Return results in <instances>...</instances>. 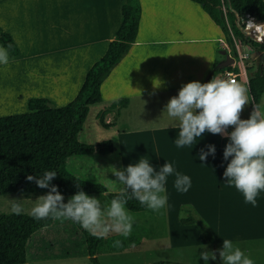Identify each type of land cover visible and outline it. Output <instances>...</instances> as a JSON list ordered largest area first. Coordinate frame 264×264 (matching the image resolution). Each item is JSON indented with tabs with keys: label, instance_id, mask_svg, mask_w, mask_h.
Returning <instances> with one entry per match:
<instances>
[{
	"label": "crops",
	"instance_id": "1",
	"mask_svg": "<svg viewBox=\"0 0 264 264\" xmlns=\"http://www.w3.org/2000/svg\"><path fill=\"white\" fill-rule=\"evenodd\" d=\"M139 2L141 17L136 42L102 82V102L96 104L99 106L97 119L112 103L126 102L104 117L107 127L102 128L111 131L110 141L114 147V152L107 154L112 159L110 165L121 170L145 158L159 171L164 164L171 163L174 173L167 178L166 192L162 193L167 196V204L156 213L175 218V233L179 236H170L172 246L192 245L193 240L194 246L207 244L196 226L177 222L180 207L184 205L192 207L206 221L215 239L213 246H217L229 239L226 233L230 228L225 219L231 215L251 213L262 224L264 191L257 197V206L245 203L240 212L238 196L244 200L243 194L227 185L223 175L231 160H224L223 155L228 138L205 132L193 144L178 148L175 144L178 122L164 111L169 100L178 96L182 85L193 81L204 83L214 62L220 64L225 60L222 51H227L233 59L235 56L228 51L218 26L192 1ZM121 9L122 0H0V27L18 48L17 56H8V63L0 64V73L18 80L20 91L13 100L20 114L28 112L29 99L44 98L56 107H63L75 98L87 71L104 55L119 29ZM224 73L218 77L227 79ZM245 77L246 81L238 77L236 82L250 94L248 79L251 76L245 74ZM10 114H2L0 118ZM233 130L234 127H229L227 131ZM209 145L215 146V156L209 154L201 161V150L207 152ZM177 172L190 177L191 187L186 193L174 187ZM71 197H66V201ZM232 206L238 207L235 212L230 210ZM147 211L150 209L142 212ZM69 221L73 222L53 220L50 226L30 237L26 248L27 252L30 247L34 248L31 254L34 262L39 256L42 258L48 246L52 249V238L62 245V254L66 257L80 245L78 240L64 239V232L56 233L58 228H70ZM235 229L245 228L237 226ZM250 230L254 231L252 227ZM97 235L107 238V235ZM136 246L138 242L130 247ZM107 250L110 254L114 249ZM84 251L87 254L86 243ZM179 262L188 264L184 259Z\"/></svg>",
	"mask_w": 264,
	"mask_h": 264
},
{
	"label": "trees",
	"instance_id": "2",
	"mask_svg": "<svg viewBox=\"0 0 264 264\" xmlns=\"http://www.w3.org/2000/svg\"><path fill=\"white\" fill-rule=\"evenodd\" d=\"M201 7L220 29L231 55L236 56L235 42L239 41L251 51L264 54V40H256L246 31L247 21L264 24V0H190ZM122 23L114 38L109 42L104 55L95 62L85 75V80L75 98L63 107H56L44 98L29 99L28 112L0 118V196L5 194H47L48 189L39 188L27 176H42L45 171H55L57 176L51 182L66 197L79 191L87 195L106 194L111 201L118 193H109L99 184L82 180L66 169L72 156L98 153L107 155L114 152L111 141L105 140L97 145L81 143L78 135L88 116L89 108L102 102L100 86L112 70L130 52L138 35L141 17L139 0H122ZM260 25V24H259ZM254 32L262 33L263 28L252 26ZM8 45H11L8 48ZM0 46L8 48V56L18 55V48L11 36L0 27ZM225 71L238 73L231 65L219 68L215 61L204 83L211 81ZM248 88L253 103H258L264 94V70L261 67L248 79ZM125 101L112 103L104 112L98 114V124L106 128L104 117L109 111L123 107ZM131 194V191H129ZM125 208L131 212H141L147 207L136 199H129ZM51 217L36 220L31 215L13 212L0 215V264H25L26 245L38 230L52 224ZM74 222V221H73ZM179 222L194 225L208 245L215 239L208 224L190 206L180 207ZM85 238L87 254L94 264H99L96 254L99 247L107 241L103 236L92 235L77 222ZM153 264H182L162 261Z\"/></svg>",
	"mask_w": 264,
	"mask_h": 264
},
{
	"label": "clouds",
	"instance_id": "3",
	"mask_svg": "<svg viewBox=\"0 0 264 264\" xmlns=\"http://www.w3.org/2000/svg\"><path fill=\"white\" fill-rule=\"evenodd\" d=\"M8 48L0 47V64L8 63ZM247 104L246 88L235 80L215 76L207 83L193 81L182 85L178 96L169 100L164 112L178 122L179 132L175 139L178 148L193 144L205 132L228 138L229 143L223 154L224 160L231 158L223 174L226 184L234 186L243 194L245 202L255 207L258 195L264 191V110L262 104L252 103L250 118L241 119ZM229 127H234V130L228 132ZM208 148L207 152L201 150V161H205L209 154L215 156V146L209 145ZM173 173L171 163L167 162L157 171L145 158L124 169H115L113 174L122 187L103 209L100 200L84 191H79L65 203L58 187L51 183L57 176L55 171H45L39 177L29 175L28 181L49 190L35 200L30 215L36 220L49 217L60 221L73 220L92 235L100 233L106 236L114 232L128 237L134 219L125 209L127 201L136 199L140 205L159 211L167 204V196L162 193L166 192L167 178ZM174 187L178 192L186 193L191 187L190 177L177 172ZM17 201L12 200L11 211L20 215L23 208ZM120 245L119 240L113 243V247ZM204 248L200 258L208 264L210 259L215 260L217 256L215 252H209L207 246ZM217 251L223 264H254L230 239H224L223 248Z\"/></svg>",
	"mask_w": 264,
	"mask_h": 264
},
{
	"label": "rangeland",
	"instance_id": "4",
	"mask_svg": "<svg viewBox=\"0 0 264 264\" xmlns=\"http://www.w3.org/2000/svg\"><path fill=\"white\" fill-rule=\"evenodd\" d=\"M255 26H258V24L255 23ZM252 30L253 29L247 31L253 36L254 33H252ZM254 36L256 40H260V38L264 36V33L263 31L262 33H255ZM235 46H237L241 52L249 56L244 61L245 74L248 77L252 76L257 67H261L264 70V54L251 51L239 41L235 42ZM228 51L230 52V49ZM9 75L10 74L0 73V115L8 113H11L9 116L19 115L20 108L14 102L15 100H13L15 93L20 91L19 83L15 77H11ZM6 77L11 80L8 81ZM247 95L249 98V104L244 107L241 113V119L250 118L251 112L253 111V101L248 92ZM257 104H262V110H264V94ZM98 109V105L90 107L89 114L82 126L81 132L78 135V140L81 143L97 145L102 141L111 140V131L103 129L98 124L96 119ZM111 161L112 159L109 158V155L103 156L96 153L90 155H78L72 156L68 159L67 168L71 174L79 179L92 183H99L103 185L109 193H118L120 192L122 185H120V183L116 180L117 178L112 175V172L115 169L114 167H111ZM42 195L45 194L35 193L25 195L12 193L1 195L0 215L12 213L11 206L13 199L18 200L17 202L22 205V213L30 215V211L34 206L35 200ZM89 196L100 200L102 209L105 207L107 202H110V200L103 195ZM238 197L240 198L241 206L239 208L233 206L230 207L232 212H235L237 208L241 212L242 205L246 203L245 200H242L240 195ZM126 211L134 219L131 234L128 237H125L114 232L108 233L106 238L107 241L101 245V248L99 247L96 254L99 264H147L162 261L179 262V259H184L188 264H205V261L200 258V253L205 251V246H207V250L209 252H215L217 256L215 260L210 259L208 264H223V261L219 256V252L217 251L218 249L223 248V243H219L217 246H211L205 243L204 245L195 244L196 246H194L193 240L192 245L176 248L172 246V241L170 239V236L173 238H176L175 236H179V234L175 233V218L165 214L160 215L156 213V211L155 213H152L153 211L151 210L149 212H131L126 209ZM225 220L226 226L230 228V231L226 234L233 244L240 247L245 255L249 256V258L254 261V264H264V216L262 224L258 221L257 217H252L251 213H241L240 216L231 215ZM69 222L70 228L67 227L65 230L58 228L56 229V233L64 232L62 233L64 239H73L80 242V245L76 249L72 250L71 255L66 257L62 254V245L55 243V239L52 238V249L48 246L46 251H43L41 255L42 258L39 256L35 262L31 256L32 252H35L34 248L30 247L31 251L29 250V252H27L26 248L27 264H94L85 251L83 252L85 247L84 236L72 221ZM177 222L179 221L177 220ZM237 226L245 229L237 231L235 229ZM251 227L254 229L253 232L250 230ZM117 240L121 242V245L119 247H113V243ZM135 242H138V246H136V248H131L130 246H132ZM125 246L128 247L123 249ZM107 248H112L114 249L113 252L115 250H117V252H109L110 254H108L107 251L109 250H107ZM53 253H55L56 256L55 254L53 256Z\"/></svg>",
	"mask_w": 264,
	"mask_h": 264
},
{
	"label": "built area",
	"instance_id": "5",
	"mask_svg": "<svg viewBox=\"0 0 264 264\" xmlns=\"http://www.w3.org/2000/svg\"><path fill=\"white\" fill-rule=\"evenodd\" d=\"M252 26H255V22L252 21V20H249L247 21V24H246V31L247 30H251L253 29L252 33H254L255 35V32H254V28H252ZM261 28H263V33H264V25H259ZM257 26H255L256 28ZM248 32V31H247ZM260 40H264V36L262 38H260ZM236 56L234 57V64L231 65L233 67H237L238 68V73H234L233 71H226L224 73V76L227 78V79H231V80H235L238 78V77H241L243 78L244 81H246V77H245V64H244V61L249 57L247 54H244L243 52H241L238 47L236 46Z\"/></svg>",
	"mask_w": 264,
	"mask_h": 264
},
{
	"label": "water",
	"instance_id": "6",
	"mask_svg": "<svg viewBox=\"0 0 264 264\" xmlns=\"http://www.w3.org/2000/svg\"><path fill=\"white\" fill-rule=\"evenodd\" d=\"M259 24L260 25H264L262 23H259ZM252 37L255 38L254 35ZM221 53L225 56V60L219 64V68L220 69L225 68L227 66H230V65H233L234 64V59L229 56V54H228L227 51H222Z\"/></svg>",
	"mask_w": 264,
	"mask_h": 264
}]
</instances>
